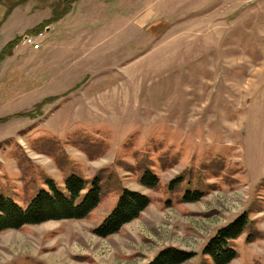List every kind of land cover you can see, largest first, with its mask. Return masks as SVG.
Wrapping results in <instances>:
<instances>
[{
  "label": "rangeland",
  "instance_id": "1",
  "mask_svg": "<svg viewBox=\"0 0 264 264\" xmlns=\"http://www.w3.org/2000/svg\"><path fill=\"white\" fill-rule=\"evenodd\" d=\"M123 1L105 41L75 22L73 77L49 68L62 41L42 58L20 41L0 62V195L25 207L73 174L103 189L84 220L0 233V264H148L171 247L194 254L183 264H214L205 246L244 213L231 264H264V0ZM68 2L0 0V48L43 32ZM135 17L149 20L138 28ZM89 78V93L69 92ZM147 173L155 188L142 184ZM125 189L150 206L118 234L96 235ZM188 192L204 196L185 202Z\"/></svg>",
  "mask_w": 264,
  "mask_h": 264
},
{
  "label": "trees",
  "instance_id": "2",
  "mask_svg": "<svg viewBox=\"0 0 264 264\" xmlns=\"http://www.w3.org/2000/svg\"><path fill=\"white\" fill-rule=\"evenodd\" d=\"M76 2L77 0H69L67 8L60 13L53 10V18L45 22L41 29H46L68 15ZM0 6L8 8L5 3L0 4ZM31 34H38V32H32ZM20 41H22V38L15 39L5 46L0 53V62L7 56H11L13 49L17 47ZM52 100H57V98L46 99L41 105ZM182 180V178H179L172 182L170 189L175 188ZM142 184L149 188H155L159 184V179L154 174L147 173L142 177ZM47 185L49 190L39 191L25 207L11 198L0 195V233L51 221L84 220L102 202L103 189L99 178L89 182L73 174L66 179L64 190L52 180L48 181ZM203 196L204 194L200 192H188L184 197V201H199ZM150 204L151 200L148 196L125 189L114 210L94 230V233L103 238L118 234L125 225L138 219ZM249 227V215L244 213L232 223L220 229L207 243L203 254L209 257L214 264H231L239 257L233 243L240 239ZM193 256L192 253L171 247L161 251L148 264H183Z\"/></svg>",
  "mask_w": 264,
  "mask_h": 264
},
{
  "label": "crops",
  "instance_id": "3",
  "mask_svg": "<svg viewBox=\"0 0 264 264\" xmlns=\"http://www.w3.org/2000/svg\"><path fill=\"white\" fill-rule=\"evenodd\" d=\"M85 1L86 0H80V2L76 6L73 7L72 11L68 15H66L64 18H62L57 23L51 25L50 31L47 32L46 37L42 43V47L39 50L32 49L31 51L32 56L34 55L35 57H38V56L41 57V55L43 54L41 52H43V50L45 52L44 53L45 56H49L50 52H53V54L54 53L56 54V52L60 51L59 42L62 41L61 43L64 45L63 49L61 50L62 52L57 56L55 61L54 60L51 61V62H54L53 63L54 65H51V66L49 65V68L51 69L58 68L62 70L64 72V76L66 77H71V76L73 77L75 75L74 72L71 71L73 64L69 62L67 58L71 57L72 52L76 50V47L78 45L77 43L80 42L81 40L80 38L77 39V32H79L78 28H80V26L78 27L77 26L78 24H76L75 22L77 20H78V23L79 21H83L88 27H91L90 31L97 29L95 33H97V31L99 30L100 39H102L103 37L102 41H105L106 38L108 37L106 35L107 30L105 26L107 24V20H108L107 14L109 10H113L111 8L113 7L114 3L115 5H118L117 7H122L123 5H125V3H127V2H124L123 0H115L113 4H112L113 0H88V6L87 7L86 5L85 7L80 6L81 11L80 9L78 10L79 7L77 6L80 3L85 2ZM140 5H141V0L140 1L136 0V3L134 4V6L139 7ZM92 6H94V9L92 8L90 9V7ZM114 9H117V8H114ZM118 14H120V12H118ZM120 15H118V17ZM147 18L144 17L143 19H139V17H135L133 18V20L131 19V21H137L139 19L137 21L138 28H139L141 25L144 26L145 22H148L149 19L147 20ZM153 18L149 20L150 22L148 23V25H153L158 20L156 16H154ZM122 21H123L122 18H118L117 24L121 25L123 23ZM92 22H94V24H96V22H99V25H93ZM88 38L91 41V43L94 42L95 41L94 33H89L86 39ZM3 48H0V51ZM18 50H19V46L15 48L16 52ZM12 57H9V58L11 59ZM94 84L95 82H93V80L89 78V80L77 86L75 89L70 90L69 92L72 93L74 91H77L78 93H82V92L89 93L90 87H92ZM80 103L83 104L84 107H86V104H84L83 102H80ZM105 104L106 102L103 101L104 106Z\"/></svg>",
  "mask_w": 264,
  "mask_h": 264
},
{
  "label": "built area",
  "instance_id": "4",
  "mask_svg": "<svg viewBox=\"0 0 264 264\" xmlns=\"http://www.w3.org/2000/svg\"><path fill=\"white\" fill-rule=\"evenodd\" d=\"M46 31L47 29L35 35H25L23 37V44L36 50L40 49L42 46V41L45 38Z\"/></svg>",
  "mask_w": 264,
  "mask_h": 264
}]
</instances>
